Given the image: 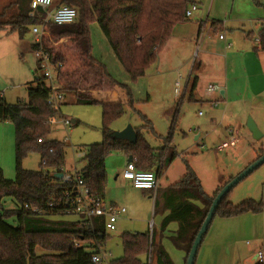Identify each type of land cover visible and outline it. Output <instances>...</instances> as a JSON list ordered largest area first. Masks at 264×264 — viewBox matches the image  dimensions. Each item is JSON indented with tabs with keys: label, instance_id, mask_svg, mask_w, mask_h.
<instances>
[{
	"label": "trees",
	"instance_id": "16d2710c",
	"mask_svg": "<svg viewBox=\"0 0 264 264\" xmlns=\"http://www.w3.org/2000/svg\"><path fill=\"white\" fill-rule=\"evenodd\" d=\"M55 1L53 8L56 5H68L79 10L76 22L52 25L57 36L72 38L86 65L115 82L127 95L124 102H103L82 94L76 97V103L80 105L103 106L104 139L88 146V153L84 156L88 162L81 174L84 186L89 188V196L105 200L108 186L106 160L110 154L119 152L128 158L132 157L131 162L139 170L154 171L156 167L159 176L168 163L177 159L179 153L176 150L168 152L166 146L158 149L151 146L147 137L148 134L156 135L155 128L152 121L140 111L138 113L143 125L136 128V144L113 136L112 123L126 113L127 107L134 108L136 101L132 90L116 81L107 66L94 56L90 26L93 23L100 26L117 60L130 78L137 81L146 76L148 69L157 62L175 26L189 20L186 12L196 0ZM252 1L261 5L260 0ZM31 2L15 0L0 12V31L18 33L24 38L32 26L41 25L40 13L31 16ZM259 46L264 51V28ZM32 49L38 50L39 44L34 43ZM44 50L54 66L64 64L62 57L54 56L46 48ZM39 64L38 60L35 80L28 84V102L19 100L11 104L0 93V123L15 124L17 155L14 180L7 179L0 168V264H94L92 256L98 253L99 243L107 241L109 232L104 221L90 223L74 212L80 189L66 168V143L47 140L52 130L51 120L59 115L61 106L56 109L49 103L51 88L47 79L39 75ZM55 72L57 78L62 79L63 72L58 69ZM197 82L196 79L192 91L196 89ZM179 108L180 104L171 124V133L178 120ZM40 139L45 142L39 143ZM164 141L171 143V134ZM32 152H38L41 156L39 170L22 167L23 159ZM183 161L186 166L185 176L166 192L171 194L165 204L171 213L164 219L162 231L173 222L179 224L173 242L186 253L187 260L213 200L223 186L213 196L208 195L195 170L186 159ZM57 174H63V177ZM228 196L221 202L215 217L220 215L231 218L246 212L260 213L264 210V202L248 199L234 204ZM6 197L14 199L17 204L15 208L6 209ZM74 216V220L68 218ZM156 235L155 230L152 238L149 232L123 233L125 254L120 259H113L112 264H145L142 257L149 255L150 251L151 257L154 255ZM39 248L44 250L43 254L38 253ZM155 254L159 264H175L163 248L158 247Z\"/></svg>",
	"mask_w": 264,
	"mask_h": 264
},
{
	"label": "rangeland",
	"instance_id": "374dc122",
	"mask_svg": "<svg viewBox=\"0 0 264 264\" xmlns=\"http://www.w3.org/2000/svg\"><path fill=\"white\" fill-rule=\"evenodd\" d=\"M14 1L0 0V12L6 10L7 6ZM233 1L237 5L231 8ZM251 6L254 7L252 0H210L206 5V16L210 17L211 22L213 18L221 19L220 17L224 18L226 15H231L233 9L235 10L234 14L238 10H241V13L248 12ZM257 8L255 6L253 11L257 10ZM76 9L78 10V8ZM36 26L40 32L46 31L43 41L45 48L54 56H60L64 59L65 71H63V79L66 88L72 86L78 92L80 88V90L86 92L87 96L103 102L107 100L104 99L105 97L111 96L115 92L125 94V91L117 86L115 82L107 77L101 76L86 65L72 38H59L52 25H35L30 28L29 33L24 38H21L18 33L0 31V37L5 38L11 45L4 60L0 62V93L6 97L8 103L14 104L19 100L28 102V84L35 80V71L38 69V58L32 49V45L37 41V37L33 33V28ZM90 30L92 42L95 47L94 56L102 61L108 69L110 68V71L118 79L119 83L128 86L132 90L136 101L134 109L127 107L126 113L112 123V130L114 132L121 131L128 125H132L135 128L142 126L143 121L138 112L140 111L144 115H147L145 111H148L149 115L153 117L152 123L156 135L148 134L147 138L151 146L157 149L162 147V138L169 135L171 119L168 120L165 116V107L161 104L163 100L161 96L167 94L170 101L172 96L176 95L177 92H175V87H173L176 80L168 83L166 86L165 81L149 82L145 79L133 81L130 77H127V80H125L123 74L126 72L120 69L122 68L120 67L121 64L114 55L100 26L97 23H93L90 26ZM198 50L196 49V52L191 58V63L187 68V73L192 75L193 72V77L198 75ZM39 75L43 76V71H40ZM178 81L180 79H177ZM70 82H72L71 86L68 84ZM177 84L175 85L176 87ZM209 86L207 80L201 82L200 90L203 95L207 91H210ZM219 90L218 87L216 90L210 92L219 93ZM149 94L151 100L149 102H142L148 100ZM65 95L61 105V112L56 117V121L52 125V130L47 140L65 142L67 146L66 168L69 170H72V168L82 170L88 162L87 159L84 160V155L88 153V146L102 142L104 139L103 106L101 104L80 105L74 101L75 94H72L69 90L65 92ZM121 99L127 100V97ZM211 106L204 101H189V94H187L180 112V118L176 122L174 130L170 133L171 139H173V150L169 149V144L163 140L167 151L170 152L171 150L172 152L177 148V152L179 153L177 159L174 160L175 163L172 167V173L179 174L181 167L184 168L185 163L183 159H186L192 168H195V171L203 180L207 189H210V186L214 185L216 181H220L223 185L231 177L237 176L250 166L254 157L258 159L264 152V146L261 145L258 148V142L254 140L247 126L243 132L238 134L240 141L237 147H230L220 151L218 146L224 141L226 136L222 133L221 127L217 130L219 127L217 125L220 122L218 118L211 120L210 114L213 111V107ZM250 118L254 120V117L249 115L246 117V124ZM65 120L70 122L68 126L63 123ZM74 120L76 121L75 123H73ZM198 134L201 135V138L196 140ZM262 141L264 142V140ZM255 148H258L257 155ZM81 152L84 155L80 156ZM183 155H185L184 158ZM120 158L121 153L119 152L110 154L107 157L106 166L116 164ZM41 161L40 154L38 152H32L23 159L22 167L27 170H39ZM0 168L3 170L7 179L14 180L16 178V127L12 122L0 123ZM156 169L155 167V172ZM115 192L112 195L115 196L117 190ZM228 198L234 204H240L248 199L264 202V164L235 186L229 193ZM16 205L13 198H4V206L6 209L15 208ZM105 205L111 206L113 204L105 201ZM136 216L140 217V215ZM68 218L76 219L75 216ZM154 220L159 235L161 232L160 215H157ZM131 224L132 221H129L128 225ZM135 226L142 227V224ZM136 231L132 230L131 232ZM146 231H148L147 227L144 232ZM165 232L168 241L172 243L170 239L172 236L171 230L168 229ZM123 233L124 231L119 227L118 230L109 232L106 249L112 252L113 259H120L125 254L122 240ZM206 235L196 264L264 263V260L253 259L255 253L259 254L262 252L264 254V210L260 213L246 212L231 218H223L217 215ZM167 247L171 254L170 257H172L175 264H185L184 253L169 243ZM156 250L151 257V261L149 259L150 253L142 257L145 264H159L155 254ZM38 253L43 254L44 250L39 248Z\"/></svg>",
	"mask_w": 264,
	"mask_h": 264
},
{
	"label": "crops",
	"instance_id": "0c3cea01",
	"mask_svg": "<svg viewBox=\"0 0 264 264\" xmlns=\"http://www.w3.org/2000/svg\"><path fill=\"white\" fill-rule=\"evenodd\" d=\"M196 1L199 3V10L193 14L191 19L175 26L167 45L160 53L157 62L148 69L146 76L140 79H145L149 82L165 81V86L176 80L173 85V87H175V92V85L177 83L181 84L180 93H176V95L172 96L170 101L167 94L161 96L163 97L161 104L165 107V116L168 120L171 119V124L177 107L180 104L178 113L179 120L184 100L186 99V95L189 94V101H204L212 105L211 107H213V111H211L210 118L211 120L218 118V121H220L217 125L219 126L217 130L221 127L220 129H222V133L226 136V138L224 136V140L229 137L230 131L237 132L238 134L243 132L247 126L246 117L252 115L259 129L263 133V138L260 141L256 140L259 144L258 148L261 147V145L264 146V142L262 141L264 140V51L259 49L260 35L264 28V0H260L261 5L254 4V7H258L255 11H253L254 7L251 6L250 11L248 12L241 13V10H238L234 14L235 10L233 9L231 15H226L224 18L220 17L221 19L213 18L211 22L210 17L206 16V5L210 0ZM232 3L231 8H234L237 4L235 1ZM221 35H224V39L220 38ZM229 44L231 45L230 47L228 46ZM10 47L11 45L8 41L5 40V38L0 37V62L1 60H4ZM196 49H199V59L197 61L198 75L193 77V72L192 75H189L187 73V68L191 63V58L196 52ZM94 50L95 47L93 53ZM120 67H122V65ZM120 69L125 71L123 67ZM108 70L112 77L118 81L110 71V68ZM118 72L120 74L119 70ZM127 75V72L123 74L125 80H127V77H130ZM63 78L64 72L63 77L59 82V88L64 93V96H66L65 92L67 90L72 92V94H75L74 101H76L78 94L87 96L84 90H80L79 88L78 92L76 89L72 88V82L68 83L71 87L66 88ZM177 79L182 81L177 82ZM196 79L198 81L197 86L196 89L192 91V85ZM204 80H207L209 85H214L217 88L219 87V93L207 91L206 94L203 95L200 90V84ZM124 97H127L126 92L125 94L115 92L111 94V96L105 97L104 99L107 100L104 101L116 102L122 100L124 102L126 99H121ZM147 99L148 100L142 102H149L151 100L150 94ZM145 113L153 122V117L149 115L148 111H145ZM73 122L76 121L74 120ZM170 129L171 125L168 134L171 133ZM164 138L165 137L162 138L163 146ZM200 138L201 135L198 134L196 140H199ZM172 142L173 139H171V143H168L170 146L169 149L171 150H173ZM258 148H255L256 155ZM175 149L177 151V148ZM184 156L185 155H183V158ZM128 160L129 158L121 153V158L116 164L106 166L109 186H107L105 201L110 202L113 205L123 206L127 210V212L119 218L117 230L119 227L124 233L131 232L132 230H137L133 233H146L149 231L150 223L153 222L154 230L157 234L155 239V246H157L156 249L158 247L163 248L167 251L169 256H171L167 247V244L169 243L185 254L186 264V253L183 250L178 249L173 242L179 224L173 222L166 229V231L168 229L171 230L172 236L170 239L172 243H170L165 236L166 232L162 231L163 221L169 213H171V210H167L165 205L167 198L169 199L171 194H166V192L170 187L176 186V184L185 176V164L184 168L181 167V171L177 175L172 173V167L174 166L175 161L166 165L163 174L157 176L158 189L154 192L136 189L129 180H126L123 177V172L127 166ZM255 160L256 157H254L251 163ZM193 169L195 170V168ZM200 180L204 191L210 196H213L220 186H224L229 181H226L223 185L220 181H216L214 185L210 186V189H207L203 180L201 178ZM116 190L117 194L115 196L112 195V193H116ZM136 215H140V217ZM157 215H160L161 219V232L159 235L154 220ZM129 221H132L131 225H128ZM137 224H142V227L135 226ZM146 227L148 228V231L144 232ZM206 236L207 235H205V237ZM204 239L199 248L198 255L204 244ZM165 240L166 242H164ZM178 255L180 254L178 253ZM253 256V259L256 260L258 253H255ZM170 258L172 259V257Z\"/></svg>",
	"mask_w": 264,
	"mask_h": 264
},
{
	"label": "built area",
	"instance_id": "2783aa9c",
	"mask_svg": "<svg viewBox=\"0 0 264 264\" xmlns=\"http://www.w3.org/2000/svg\"><path fill=\"white\" fill-rule=\"evenodd\" d=\"M54 0H32L31 2V16H36L37 13H40L39 16L41 17L42 26L48 25H68L76 22L78 19V10L75 7L68 6V5H61L57 7L53 6ZM199 10V3L196 1L192 4L187 12L186 17L191 19L193 14ZM33 33L37 37L36 43L39 44V49L35 50V54L40 61V68L43 71V77L47 79L48 85L51 88V95L49 99V103L53 105L56 109H59L65 96L64 93L59 88L60 79L57 78L55 69L59 71H64V64L59 63L57 66H54L51 61L49 55L45 52V46L43 45V41L46 35L45 30L41 31L36 26L33 28ZM221 39H224V35L220 36ZM231 46L230 44L228 45ZM181 84L178 83L176 87L177 94L180 93ZM217 87L214 85L209 86L210 91L216 90ZM56 121L55 119L51 120V124L53 125ZM65 125H69L70 122L65 120L63 122ZM240 141V137L238 133L234 131H230L229 137L221 142L218 146L220 151L230 148V147H237ZM45 140H39V143H44ZM82 152L80 156H82ZM85 156V155H84ZM72 174V177L76 182L79 184L80 195L77 201L74 204V212L79 216L83 217L84 219L88 220L90 223L94 222H105V228L108 232H114L117 230V223L119 218L127 212L125 207H119L117 205L106 206L105 200L101 198H93L89 196V188L84 186V181L82 178L81 170L77 168H72L69 170ZM123 177L126 180H129L132 185L139 190H149L156 192L158 189V178L155 171H144L139 170L135 163L128 162L127 166L123 172ZM150 236L152 238L154 232V224L153 222L149 225ZM107 242L101 241L98 247V253H95L92 256V262L94 264H112V252L108 251ZM151 260V251H150V258ZM257 259L264 260V254L260 252L258 254Z\"/></svg>",
	"mask_w": 264,
	"mask_h": 264
},
{
	"label": "water",
	"instance_id": "95a60500",
	"mask_svg": "<svg viewBox=\"0 0 264 264\" xmlns=\"http://www.w3.org/2000/svg\"><path fill=\"white\" fill-rule=\"evenodd\" d=\"M75 123V122H73ZM247 128L252 133L253 138L257 141H260L263 138V133L259 129L257 123L253 119H249L247 122ZM113 136L122 139V140H128L134 144L138 141V134L136 131V128L132 125H128L125 129L121 131L113 132ZM133 160L132 157L129 158L128 162H131ZM264 164V154L256 159L253 163L250 164L249 167H247L244 171L239 173L237 176L233 177L230 181H228L221 191L218 193L216 198L213 200L212 206L208 212V215L204 221V223L201 226L200 231L197 234V237L193 243V246L191 248V251L188 255L187 263L186 264H195L197 255L199 252V248L203 242V239L205 235L207 234L210 225L213 222V219L217 213V210L221 204V202L224 200V198L231 192V190L237 186L243 179L248 177L251 173H253L256 169H258L260 166ZM58 177L62 178L63 174H57Z\"/></svg>",
	"mask_w": 264,
	"mask_h": 264
}]
</instances>
